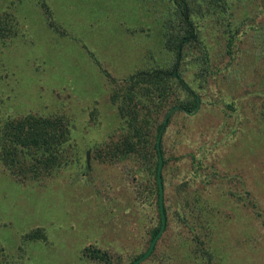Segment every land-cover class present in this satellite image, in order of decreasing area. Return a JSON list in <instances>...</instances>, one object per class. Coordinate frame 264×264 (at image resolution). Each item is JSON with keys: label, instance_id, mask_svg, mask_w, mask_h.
Listing matches in <instances>:
<instances>
[{"label": "rangeland", "instance_id": "374dc122", "mask_svg": "<svg viewBox=\"0 0 264 264\" xmlns=\"http://www.w3.org/2000/svg\"><path fill=\"white\" fill-rule=\"evenodd\" d=\"M231 2L234 19L246 18L232 51L240 62L223 53L224 38L210 15L194 16L209 76L198 88L197 50H191L183 78L200 105L192 116L176 114L164 137L166 156L173 169L178 165L167 193L175 204L173 188L185 179L192 194L212 203L214 253L223 264H264L263 96L248 91L264 89L257 77L262 62L253 55L264 40V0ZM4 10L17 26L15 35L0 39V124L26 114L62 116L72 128L73 150L67 166L38 183L16 182L0 164V264H94L84 255L89 246L107 251L111 264H128L148 240L149 216L135 204L128 165L102 163L90 148L102 150L118 133L105 73L122 79L164 66L170 55L163 31L174 10L169 0H0ZM236 62L240 79L210 78L216 65ZM36 228L45 230L46 241H25ZM170 234L169 228L162 243Z\"/></svg>", "mask_w": 264, "mask_h": 264}, {"label": "trees", "instance_id": "16d2710c", "mask_svg": "<svg viewBox=\"0 0 264 264\" xmlns=\"http://www.w3.org/2000/svg\"><path fill=\"white\" fill-rule=\"evenodd\" d=\"M169 2L174 10L175 19L172 24L165 27L162 42L164 50L170 55L169 60L163 64L164 66L136 69L122 79H115L108 72L105 73L110 85L109 102L119 119L118 133L115 131L113 136H110L109 143L102 150L95 147L90 149L96 153L97 159L111 167L118 163L128 165L126 174L133 186L135 204L147 217L149 216L148 240L145 246L128 260L129 264L147 251L161 225L156 176L159 161L156 140L164 117L171 108L177 106L178 109L167 120L160 141L165 230L156 242L153 252L142 263L177 264L179 260L182 264H223L224 258L221 254L220 258H216L214 253L215 243L212 239L215 226L212 215L216 209L210 205L212 203L210 201L206 203V199L197 191L192 194L191 181L185 179L173 188L175 204L168 196L167 178L176 174L178 165L172 168V159L166 156L164 137L170 132L169 127L176 114L186 116L185 112L191 113L197 106L199 93L183 78V61L191 50H197V55L193 58L198 66L194 74L197 87L204 90L203 85L209 76V59L201 47L200 33L194 16H197L198 12L200 15H210V19L215 22V27L224 38L226 49L223 53L229 58L232 57L231 61L239 62L241 59L232 51L241 35L245 33L242 28L246 18L240 21L234 19V3H230V0H169ZM41 5L45 6L43 3ZM45 11L46 14L47 12L50 14L48 7H45ZM14 26L17 24L11 15L5 10L1 12L0 39L15 35ZM253 55L262 62L263 73L258 72L257 77H261L258 85L264 87V40L253 49ZM239 62H236L234 67H228L229 64H226L222 69L216 65L215 73L210 70V78L215 76L217 79V75H221L222 78L230 76L240 79L242 66ZM254 83L248 87L252 88ZM248 91L251 96L256 93L263 96L259 116L264 122V89L259 91L255 88ZM224 106L235 111L233 103H226ZM179 132L176 129L174 134ZM71 139L72 128L68 120L59 115L26 114L19 119H8L0 124V164L16 182L38 183L68 165L69 154L73 150ZM190 159L193 161L195 156H190ZM85 170L88 171L86 167ZM252 207L255 208V204H252ZM255 212L257 217L262 216ZM169 228L170 237L167 242L162 243ZM24 240L46 241L45 230L36 228L26 233ZM84 255L94 264H111L110 255L105 250L89 246L84 248Z\"/></svg>", "mask_w": 264, "mask_h": 264}, {"label": "water", "instance_id": "95a60500", "mask_svg": "<svg viewBox=\"0 0 264 264\" xmlns=\"http://www.w3.org/2000/svg\"><path fill=\"white\" fill-rule=\"evenodd\" d=\"M199 105H200L199 99L197 98V106H196V109L193 112H191V113L185 112V114L187 116L194 115L197 112V110L199 108ZM177 109H178V107L175 106V107L171 108L168 111V113L164 117L163 125L160 128V131H159V134H158V137H157V140H156V148L158 150V156H159L158 168H157V174H156V176H157V182H158V188H159L158 205H159V212H160V216H161V225H160V228H159L158 232L156 233V235L152 238V240H151V242L149 244V247H148L147 251L142 256H140L139 258L135 259L134 261H132L129 264H140L144 260H146L150 256V254L153 252L154 247L156 245V242L162 236V234H163V232L165 230L166 215H165V212H164V205H163V185H162V178H161V170H162V162H163V159H162V155L160 153V141H161L162 132H163V130L165 128V125L167 123L168 118ZM86 161H87V165H88L89 164V152H87V154H86Z\"/></svg>", "mask_w": 264, "mask_h": 264}, {"label": "flooded vegetation", "instance_id": "af4514ba", "mask_svg": "<svg viewBox=\"0 0 264 264\" xmlns=\"http://www.w3.org/2000/svg\"><path fill=\"white\" fill-rule=\"evenodd\" d=\"M87 154V153H86ZM90 154V153H89ZM88 166H89V164H88Z\"/></svg>", "mask_w": 264, "mask_h": 264}]
</instances>
